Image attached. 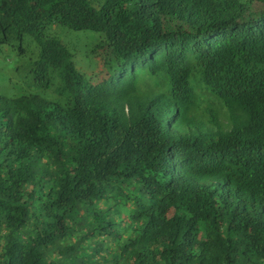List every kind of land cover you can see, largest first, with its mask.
Instances as JSON below:
<instances>
[{
  "label": "trees",
  "instance_id": "16d2710c",
  "mask_svg": "<svg viewBox=\"0 0 264 264\" xmlns=\"http://www.w3.org/2000/svg\"><path fill=\"white\" fill-rule=\"evenodd\" d=\"M0 264H264V0H0Z\"/></svg>",
  "mask_w": 264,
  "mask_h": 264
},
{
  "label": "rangeland",
  "instance_id": "374dc122",
  "mask_svg": "<svg viewBox=\"0 0 264 264\" xmlns=\"http://www.w3.org/2000/svg\"><path fill=\"white\" fill-rule=\"evenodd\" d=\"M57 32V36H59V39L62 41V42H67L69 41L72 45L73 44H79L81 43V46L80 47H83V46H86L87 43H86V40L84 39V37H76L74 34L72 35L70 32H66L65 30L63 31H56ZM82 68V66H78V69Z\"/></svg>",
  "mask_w": 264,
  "mask_h": 264
},
{
  "label": "clouds",
  "instance_id": "9594fccd",
  "mask_svg": "<svg viewBox=\"0 0 264 264\" xmlns=\"http://www.w3.org/2000/svg\"><path fill=\"white\" fill-rule=\"evenodd\" d=\"M141 75V70L137 73L136 78Z\"/></svg>",
  "mask_w": 264,
  "mask_h": 264
}]
</instances>
